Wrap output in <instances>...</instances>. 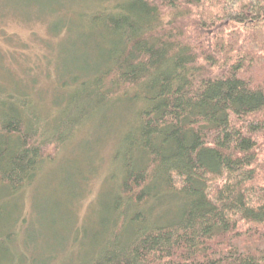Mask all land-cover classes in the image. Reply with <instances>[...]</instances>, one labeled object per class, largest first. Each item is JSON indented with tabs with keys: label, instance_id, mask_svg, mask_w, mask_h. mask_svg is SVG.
I'll use <instances>...</instances> for the list:
<instances>
[{
	"label": "trees",
	"instance_id": "obj_1",
	"mask_svg": "<svg viewBox=\"0 0 264 264\" xmlns=\"http://www.w3.org/2000/svg\"><path fill=\"white\" fill-rule=\"evenodd\" d=\"M10 16L35 18L0 0ZM36 18L60 40L55 84L0 52V200L54 176L73 142L82 156L60 171L80 181L111 141L103 235L81 264H264V0H91ZM0 239L1 264L31 260Z\"/></svg>",
	"mask_w": 264,
	"mask_h": 264
},
{
	"label": "rangeland",
	"instance_id": "obj_2",
	"mask_svg": "<svg viewBox=\"0 0 264 264\" xmlns=\"http://www.w3.org/2000/svg\"><path fill=\"white\" fill-rule=\"evenodd\" d=\"M90 1L12 0L19 14L27 13L28 17L35 18H32L31 22L26 21L27 23L18 19L14 21L11 16L0 18V52L5 54L13 52L22 60L19 67L24 64L25 67H34L33 74L38 73L40 85L53 91L54 80L49 79L45 74L48 71L46 56H50V52L58 46L60 40H56L49 33L51 23L48 20L36 17L50 18L56 8L75 9L79 3ZM1 29H5L4 32ZM73 42L80 43L76 38ZM68 43L69 40L61 44V47L57 48L58 53L54 55L58 68H63L60 65L66 60L65 51ZM70 65L69 70L77 71V62ZM20 70L21 68L15 72L23 75V70L22 72ZM44 97L49 104L51 97L46 93ZM103 126L102 123H96L91 133L99 132ZM83 131L76 140L80 141V136L82 140L89 136V127ZM80 148L81 146L77 149L74 142L67 146L66 150L57 157L56 162L48 163L43 170L44 173H55V175L39 178L28 185L22 190L18 200L8 198L0 200L2 214L5 216V221H8L4 225L5 234H0L2 235L0 238L4 239L12 235L17 253L33 260L28 262L25 258L27 264H81L82 257L97 250L99 242H96V239L103 235L105 225L104 214L98 212L100 206L97 208V201L99 195L107 189L104 175L107 171L112 143L106 141L101 148L106 158L103 165L95 171L92 168L86 171V167H83L79 181L78 178L76 180L68 176L72 173L74 178L77 177L76 170L70 167L71 165L69 171H60L59 163L63 161L62 157H69L71 161L76 160L80 151L82 156L83 147Z\"/></svg>",
	"mask_w": 264,
	"mask_h": 264
}]
</instances>
